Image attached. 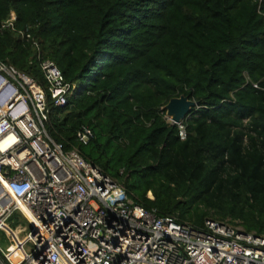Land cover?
Segmentation results:
<instances>
[{
	"label": "trees",
	"instance_id": "1",
	"mask_svg": "<svg viewBox=\"0 0 264 264\" xmlns=\"http://www.w3.org/2000/svg\"><path fill=\"white\" fill-rule=\"evenodd\" d=\"M41 59L77 85L45 124L66 150L159 215L264 235V0H0V61L38 78Z\"/></svg>",
	"mask_w": 264,
	"mask_h": 264
},
{
	"label": "built area",
	"instance_id": "2",
	"mask_svg": "<svg viewBox=\"0 0 264 264\" xmlns=\"http://www.w3.org/2000/svg\"><path fill=\"white\" fill-rule=\"evenodd\" d=\"M15 19L12 12L9 24ZM40 68L46 85L0 61V233L8 242L0 245V264H264V235L214 219L198 228L159 215L78 148L56 142L45 125L50 105H68L77 85L51 59H41ZM93 135L86 125L77 131L82 144ZM16 212L30 227L23 238L27 226L9 223Z\"/></svg>",
	"mask_w": 264,
	"mask_h": 264
},
{
	"label": "water",
	"instance_id": "3",
	"mask_svg": "<svg viewBox=\"0 0 264 264\" xmlns=\"http://www.w3.org/2000/svg\"><path fill=\"white\" fill-rule=\"evenodd\" d=\"M198 103L187 96L172 98L166 105L167 117L175 124L182 122Z\"/></svg>",
	"mask_w": 264,
	"mask_h": 264
},
{
	"label": "rangeland",
	"instance_id": "4",
	"mask_svg": "<svg viewBox=\"0 0 264 264\" xmlns=\"http://www.w3.org/2000/svg\"><path fill=\"white\" fill-rule=\"evenodd\" d=\"M31 60L34 61V59H31ZM38 69H39L38 73L40 74V77H38V78H36L34 76L33 77L38 79V80H40V81L42 80L44 85H46V80H45V76H44V74L42 72V69L41 68H38ZM9 223H10L12 228H15L18 224H21V228L24 227V226H27V228L24 231H21L19 233V237L20 238H23L25 235H27L30 232V227L28 225L27 220L19 212H16L14 214V216L9 220ZM4 237H5L4 234L0 233V245L3 246V247H6L8 242L4 239ZM31 246H32V244H28L27 246H25V249L28 251Z\"/></svg>",
	"mask_w": 264,
	"mask_h": 264
},
{
	"label": "bare ground",
	"instance_id": "5",
	"mask_svg": "<svg viewBox=\"0 0 264 264\" xmlns=\"http://www.w3.org/2000/svg\"><path fill=\"white\" fill-rule=\"evenodd\" d=\"M12 233L14 234V236H15L17 242L19 243V245H21L22 243H21V240L19 239L17 233L15 231H13Z\"/></svg>",
	"mask_w": 264,
	"mask_h": 264
}]
</instances>
